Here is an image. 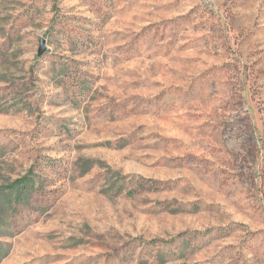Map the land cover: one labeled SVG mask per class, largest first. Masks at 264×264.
I'll use <instances>...</instances> for the list:
<instances>
[{
	"label": "rangeland",
	"instance_id": "374dc122",
	"mask_svg": "<svg viewBox=\"0 0 264 264\" xmlns=\"http://www.w3.org/2000/svg\"><path fill=\"white\" fill-rule=\"evenodd\" d=\"M0 264H264V0H0Z\"/></svg>",
	"mask_w": 264,
	"mask_h": 264
},
{
	"label": "water",
	"instance_id": "95a60500",
	"mask_svg": "<svg viewBox=\"0 0 264 264\" xmlns=\"http://www.w3.org/2000/svg\"><path fill=\"white\" fill-rule=\"evenodd\" d=\"M44 42L43 40L40 41V48L38 50V54L41 55L44 51V46H43Z\"/></svg>",
	"mask_w": 264,
	"mask_h": 264
},
{
	"label": "trees",
	"instance_id": "16d2710c",
	"mask_svg": "<svg viewBox=\"0 0 264 264\" xmlns=\"http://www.w3.org/2000/svg\"><path fill=\"white\" fill-rule=\"evenodd\" d=\"M4 193H6V192H4Z\"/></svg>",
	"mask_w": 264,
	"mask_h": 264
}]
</instances>
